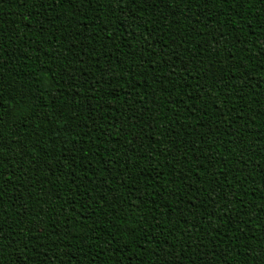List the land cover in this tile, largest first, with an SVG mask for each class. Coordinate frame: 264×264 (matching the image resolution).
I'll list each match as a JSON object with an SVG mask.
<instances>
[{
  "label": "trees",
  "instance_id": "1",
  "mask_svg": "<svg viewBox=\"0 0 264 264\" xmlns=\"http://www.w3.org/2000/svg\"><path fill=\"white\" fill-rule=\"evenodd\" d=\"M0 264H264V2L0 0Z\"/></svg>",
  "mask_w": 264,
  "mask_h": 264
},
{
  "label": "snow or ice",
  "instance_id": "2",
  "mask_svg": "<svg viewBox=\"0 0 264 264\" xmlns=\"http://www.w3.org/2000/svg\"><path fill=\"white\" fill-rule=\"evenodd\" d=\"M122 2V0H116V3L117 4H119V3H121ZM244 2H251V0H244ZM260 2H264V0H260ZM3 193V189L2 188H0V194H2ZM3 232V228L2 227H0V233H2ZM0 239H2V237H0ZM36 264H42V261H37L36 262Z\"/></svg>",
  "mask_w": 264,
  "mask_h": 264
}]
</instances>
